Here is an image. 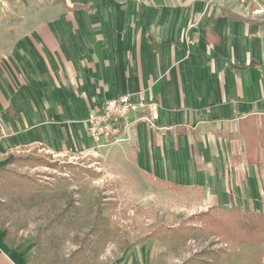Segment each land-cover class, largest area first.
Listing matches in <instances>:
<instances>
[{
    "label": "crops",
    "instance_id": "1",
    "mask_svg": "<svg viewBox=\"0 0 264 264\" xmlns=\"http://www.w3.org/2000/svg\"><path fill=\"white\" fill-rule=\"evenodd\" d=\"M127 94L152 120L98 148L86 119ZM106 150L207 207L264 215V0H0V171ZM34 250L0 231V264Z\"/></svg>",
    "mask_w": 264,
    "mask_h": 264
},
{
    "label": "rangeland",
    "instance_id": "2",
    "mask_svg": "<svg viewBox=\"0 0 264 264\" xmlns=\"http://www.w3.org/2000/svg\"><path fill=\"white\" fill-rule=\"evenodd\" d=\"M107 156L36 153L5 168L0 231L8 243L32 242V264H264V243L227 236L243 210L207 207L200 188L143 179Z\"/></svg>",
    "mask_w": 264,
    "mask_h": 264
},
{
    "label": "built area",
    "instance_id": "3",
    "mask_svg": "<svg viewBox=\"0 0 264 264\" xmlns=\"http://www.w3.org/2000/svg\"><path fill=\"white\" fill-rule=\"evenodd\" d=\"M145 110L144 102L131 94L106 100L99 111L90 113L85 121L90 138L98 148L119 142L137 121L152 120L142 115Z\"/></svg>",
    "mask_w": 264,
    "mask_h": 264
},
{
    "label": "trees",
    "instance_id": "4",
    "mask_svg": "<svg viewBox=\"0 0 264 264\" xmlns=\"http://www.w3.org/2000/svg\"><path fill=\"white\" fill-rule=\"evenodd\" d=\"M253 66L251 63L249 65V68ZM18 159H13L11 161V164L16 163ZM3 170L0 171L3 172ZM246 217L244 220L240 221L239 225L234 228L235 230H232L231 232H227V236L237 240V238H242L240 240V244L244 243H263L264 242V215L261 214H245Z\"/></svg>",
    "mask_w": 264,
    "mask_h": 264
}]
</instances>
